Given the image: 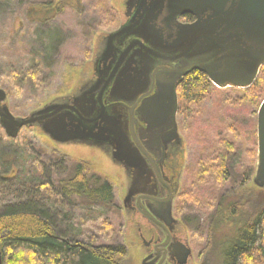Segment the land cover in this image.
Instances as JSON below:
<instances>
[{"label":"rangeland","instance_id":"1","mask_svg":"<svg viewBox=\"0 0 264 264\" xmlns=\"http://www.w3.org/2000/svg\"><path fill=\"white\" fill-rule=\"evenodd\" d=\"M127 1L0 0V87L8 92L12 113L24 117L56 99L72 97L94 78L95 57L104 37L126 20ZM242 95L241 88L214 86L188 112L179 110L183 157L176 205L194 249L190 264H216L212 250L235 235V225L217 219L221 198L223 203L235 202L247 187H257L253 183L257 114L263 100L257 103ZM1 134L7 160L0 161V174L6 176L0 179V209L28 200L34 192L50 209L58 231L67 229L80 240L94 236L98 244L123 246L125 253L116 256L118 263L141 264L142 252L131 243L135 234L129 225L126 228L122 209L130 181L111 148L80 141L57 143L38 126L23 128L16 139L2 127ZM78 161L112 183V204L81 195L71 201L50 200L44 187L37 191L23 178L35 175L37 181L43 171L41 179H50L56 188L71 177ZM225 168L228 178L214 181L217 171ZM104 222L111 232H102ZM243 264H249L246 258Z\"/></svg>","mask_w":264,"mask_h":264},{"label":"water","instance_id":"2","mask_svg":"<svg viewBox=\"0 0 264 264\" xmlns=\"http://www.w3.org/2000/svg\"><path fill=\"white\" fill-rule=\"evenodd\" d=\"M126 6V21L104 37L90 84L24 117L12 113L8 92L0 87V126L12 139L38 126L57 143L111 148L116 161L135 169L128 199L142 191L147 178L119 105L142 101L138 113L152 146L180 140L177 87L186 75L198 70L221 88L245 89L257 80L264 65V0H128ZM186 14L194 21L183 23ZM130 130L134 135L131 124ZM257 139L253 183L264 189V99Z\"/></svg>","mask_w":264,"mask_h":264},{"label":"trees","instance_id":"3","mask_svg":"<svg viewBox=\"0 0 264 264\" xmlns=\"http://www.w3.org/2000/svg\"><path fill=\"white\" fill-rule=\"evenodd\" d=\"M185 19L193 21L195 17L187 15ZM214 86L207 75L198 70L186 75L178 87L180 113L188 112L193 105L201 102ZM242 91L243 99L257 103L264 99V65L255 83ZM2 137L4 134L0 135V161L7 160L3 151L6 143ZM40 167L44 170L42 165ZM4 174H0V179H5ZM217 174L216 182L228 178L227 168L218 170ZM70 175L56 188L50 179H41V176L37 181H34L37 178L35 175L23 178L35 184L37 191L43 192L44 187L45 192L50 194V200L55 197L71 201L81 195L99 204L113 203L112 183L93 171L89 164L81 161L73 163ZM245 191L235 202L223 203L222 198L220 200L217 211L219 223L235 225L236 230L232 239H225L217 251L212 250L216 255V264H243L244 258L249 264H264V189L250 185ZM40 202L38 196L31 192L28 200L7 204L0 209V246L4 264H119L116 256L125 253L123 246L98 244L94 236L80 240L67 229L58 231L50 209ZM101 230L112 231L108 222H104ZM211 232L213 236L214 227Z\"/></svg>","mask_w":264,"mask_h":264},{"label":"flooded vegetation","instance_id":"4","mask_svg":"<svg viewBox=\"0 0 264 264\" xmlns=\"http://www.w3.org/2000/svg\"><path fill=\"white\" fill-rule=\"evenodd\" d=\"M187 15L191 14L180 18L183 23L192 22L185 19ZM94 78L87 80L80 89L90 84ZM141 103L142 101L136 106L119 105L123 119L128 124L130 141L144 162V176L147 178V184L140 186L142 191L128 199L125 198L126 195L123 198L125 226L127 228L129 225L134 231L135 240L131 243L142 252L141 264L144 260L145 264H190L194 258V249L183 220L177 214L176 205L180 196L183 157V139L178 122L179 104L176 118L180 140L168 141L166 144L161 142L159 146H152L148 136H145L148 125L138 113ZM130 124L134 135L130 130ZM134 171L133 168H125L129 181Z\"/></svg>","mask_w":264,"mask_h":264}]
</instances>
